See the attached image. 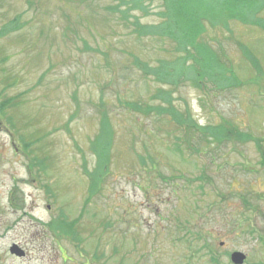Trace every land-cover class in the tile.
Masks as SVG:
<instances>
[{"label":"rangeland","instance_id":"374dc122","mask_svg":"<svg viewBox=\"0 0 264 264\" xmlns=\"http://www.w3.org/2000/svg\"><path fill=\"white\" fill-rule=\"evenodd\" d=\"M118 1L0 0V29L18 19L0 34V103L12 99L0 110V207H12L6 195L18 187L30 210L18 222L13 213L0 217L27 226L24 239L42 238L45 255L214 264L217 252L220 264H233L238 250L248 256L243 264H264V6L260 24L206 22L196 42L209 45L213 62L196 66L197 87L193 78L171 85L172 77L144 75L135 59L154 68L180 53L170 38L134 30L135 20L163 21L160 2L124 15ZM219 68L228 70L225 81ZM160 89L176 121L127 105H164L153 98ZM103 117L112 126L110 157L91 189ZM34 157L42 167L28 172ZM61 213L77 220L78 246L54 242L69 238L52 230Z\"/></svg>","mask_w":264,"mask_h":264},{"label":"trees","instance_id":"16d2710c","mask_svg":"<svg viewBox=\"0 0 264 264\" xmlns=\"http://www.w3.org/2000/svg\"><path fill=\"white\" fill-rule=\"evenodd\" d=\"M158 1L162 5V10L157 12V15L162 17L163 21L159 24H142L134 21V30H137L138 36L153 35V36H165L170 38L174 43V49L177 50V57L172 60L162 59L158 62L159 66L154 68L147 66V64L141 60L135 59L134 63L141 65V70L144 71V75L152 74L159 81L165 82V77H172L173 81L169 84H174L181 78H193L197 87L201 83L200 68L204 64L212 63V55L209 52L211 48L209 45L201 41L196 42V39L202 36V33L206 29V22L210 26L221 24L228 29L229 19H239L243 22L252 24H260V20L256 21V15L264 6V0H119L116 7L124 5L125 15L130 10L140 9L146 11V2ZM17 18L7 23L4 28L0 29V34L7 32L11 28H17ZM190 60V63L188 61ZM196 68V66H199ZM217 80H224L226 78L225 68L217 69ZM225 70V71H224ZM231 73V79L235 81L233 77V71ZM235 83V82H234ZM164 95V96H160ZM162 98L164 105L160 104L156 107L150 105H142L141 103L129 102L127 105L135 111L145 112L157 111L161 117L169 116L174 119L175 113L174 106L170 102L169 93L166 90H158L153 98ZM7 101V100H6ZM0 103V110L4 109L11 100ZM180 114V113H179ZM176 121V118L174 119ZM179 123V122H178ZM111 124L103 117L100 122V128L97 135L94 137V143L92 144V152L96 157L97 167L93 172L89 174L91 189L94 183L100 182V176L106 168V164L110 157V140H111ZM213 130V128H210ZM185 133V131H184ZM211 134L215 137L216 133L211 131ZM221 140V137H217ZM180 139L176 140L179 142ZM29 146L31 143H24ZM36 159L35 165L41 166L42 160ZM60 219L53 225V230L58 231L70 238L78 239V229L75 227L77 220L67 222L65 216L61 213ZM59 233V234H60ZM212 262H215L214 256H212Z\"/></svg>","mask_w":264,"mask_h":264},{"label":"flooded vegetation","instance_id":"af4514ba","mask_svg":"<svg viewBox=\"0 0 264 264\" xmlns=\"http://www.w3.org/2000/svg\"><path fill=\"white\" fill-rule=\"evenodd\" d=\"M262 164L264 165V159ZM28 172H31V169L29 166H27ZM1 170V167H0ZM32 180L37 181V179H34L32 177ZM264 184V179L262 181ZM17 190L13 191L14 187H11L10 190L7 192L6 198L8 199V202L12 205L11 208L7 207H0V215H8V214H15V221H20L23 217H26L29 215L30 210L25 205V196L22 194L23 192L19 190L18 187H16ZM260 199L264 197L263 194L259 196ZM247 204L250 205V207L254 208L253 204L249 201H247ZM49 209L50 207L47 206ZM8 217V216H7ZM7 220L4 217H0V239L2 241H5L6 248H5V254L0 255V264H105L104 256L101 254H53V255H45L41 252H43L42 247L43 245L40 243L43 241L42 238H38L36 240H30L28 238L24 239L25 236H28V227L27 226H21L20 228H15L16 225H13V222L7 223ZM13 220V219H12ZM39 224V222H38ZM41 224H39L40 226ZM14 229L19 231V234L15 237L12 236V231ZM38 236V235H37ZM264 237L260 236V239L263 240ZM62 241L66 243H73L75 246H78L77 243H80L81 240L74 239V238H68V239H57L54 240V242L58 245H62ZM31 243V244H30ZM223 242H221L222 246ZM13 245H16L15 251H11V248ZM28 245L29 248L27 247ZM59 252L62 251V249H58ZM31 252V253H29ZM235 252V250H232L230 252L231 254ZM247 256V254H245ZM248 257V256H247ZM214 264H220V255L217 252L214 253ZM246 259V258H245Z\"/></svg>","mask_w":264,"mask_h":264},{"label":"water","instance_id":"95a60500","mask_svg":"<svg viewBox=\"0 0 264 264\" xmlns=\"http://www.w3.org/2000/svg\"><path fill=\"white\" fill-rule=\"evenodd\" d=\"M15 247L16 246L12 247L11 250L12 252L15 251ZM244 259H245V255L242 252H234L231 255V260L235 264H242L244 262Z\"/></svg>","mask_w":264,"mask_h":264}]
</instances>
